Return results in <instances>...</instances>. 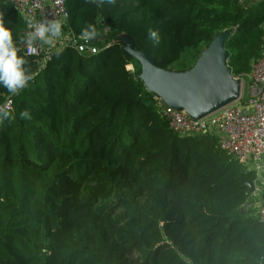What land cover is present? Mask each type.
Masks as SVG:
<instances>
[{"label": "trees", "instance_id": "trees-1", "mask_svg": "<svg viewBox=\"0 0 264 264\" xmlns=\"http://www.w3.org/2000/svg\"><path fill=\"white\" fill-rule=\"evenodd\" d=\"M64 2L75 36L89 25L105 34L99 51L26 55L24 20L0 0L32 75L16 95L0 86V105L11 100L0 120V264H264V222L240 213L255 172L212 133H175L119 39L183 72L231 27L228 65L244 76L262 48L264 0Z\"/></svg>", "mask_w": 264, "mask_h": 264}, {"label": "built area", "instance_id": "built-area-1", "mask_svg": "<svg viewBox=\"0 0 264 264\" xmlns=\"http://www.w3.org/2000/svg\"><path fill=\"white\" fill-rule=\"evenodd\" d=\"M13 10L23 18L26 33L33 31V21H62V29H67L72 44L78 52L96 53L105 44V34H98L91 41L75 36L68 26L69 13L64 0H7ZM107 29H105V32ZM47 35V34H46ZM45 44L38 38L26 43L24 52L40 60L48 59L52 51L44 50ZM129 69V68H128ZM131 71V70H130ZM248 84L245 92L240 90L239 97L215 111L201 117H193L184 109L167 104L162 97L152 93V100L160 116H163L169 127L180 136L212 133L216 136L219 148L234 157L248 170L257 171L264 159V40L257 59L251 64L248 73ZM242 88V87H241ZM0 108L10 109L11 100L6 99ZM259 187L253 188L241 208L251 212L264 221V197Z\"/></svg>", "mask_w": 264, "mask_h": 264}, {"label": "water", "instance_id": "water-1", "mask_svg": "<svg viewBox=\"0 0 264 264\" xmlns=\"http://www.w3.org/2000/svg\"><path fill=\"white\" fill-rule=\"evenodd\" d=\"M122 37L124 35L119 39L123 41ZM225 40V35H216L202 58L185 72L159 68L147 52L136 50L132 42L133 52L126 54L139 62L147 91L158 94L167 104L184 109L193 117H201L236 100L240 94L241 82L231 73ZM248 186L253 189V182H248ZM240 213H245L243 208Z\"/></svg>", "mask_w": 264, "mask_h": 264}, {"label": "clouds", "instance_id": "clouds-1", "mask_svg": "<svg viewBox=\"0 0 264 264\" xmlns=\"http://www.w3.org/2000/svg\"><path fill=\"white\" fill-rule=\"evenodd\" d=\"M33 25L26 42L31 43L32 39L38 38L46 45H52L54 41L61 37L62 21L52 20L47 22H35L29 18ZM0 14V86L5 88L12 95L18 94L28 86L32 75L27 71L25 65L27 61L23 56L18 55V48L13 40V32ZM47 34V35H46ZM98 35L97 30L92 25L82 32V39L91 41ZM149 38L159 43L158 33L154 30L149 32ZM28 112H21V116H26ZM10 113L5 108H0V120L10 119Z\"/></svg>", "mask_w": 264, "mask_h": 264}, {"label": "rangeland", "instance_id": "rangeland-1", "mask_svg": "<svg viewBox=\"0 0 264 264\" xmlns=\"http://www.w3.org/2000/svg\"><path fill=\"white\" fill-rule=\"evenodd\" d=\"M247 1H252V0H247ZM262 26L264 27V23H262ZM233 28H226V29H224V30H222L220 33H218L217 34V36H220V35H225L226 36V39L233 33ZM215 37V36H214ZM213 37V38H214ZM123 38V41H124V50L126 51V53L127 54H130L131 52H133V46H132V44H131V41L129 40V38L128 37H122ZM263 40H264V36H263V38H262V44H263ZM212 41V40H211ZM72 44V38H71V34H70V32L69 31H67V29H62V31H61V37H59V38H57L55 41H54V43L52 44V45H44L43 46V49L44 50H50V51H53V50H57V49H60V48H62V47H64V46H69V45H71ZM261 44V45H262ZM209 45V44H208ZM208 47V46H207ZM207 47L206 48H204L202 51H201V53L196 57V59H195V62H194V64L192 65V67L191 68H193L194 66H195V64L197 63V61L200 59V58H202V56H203V52L204 51H206L207 50ZM261 47V46H260ZM224 48H225V42H224ZM226 49V48H225ZM227 50V49H226ZM228 51V50H227ZM44 56V53H42L41 54V56H40V58H42ZM135 63H134V61H132L131 60V62L129 63V65H128V68H129V70H131V71H133L134 69H135ZM190 70V69H189ZM173 71V70H172ZM187 71V70H186ZM183 72H185V71H183ZM248 73H249V71L244 75V76H235V77H237L239 80H240V82H241V90H243L244 92H245V90H246V87H247V84H248V81H249V79H248Z\"/></svg>", "mask_w": 264, "mask_h": 264}, {"label": "crops", "instance_id": "crops-1", "mask_svg": "<svg viewBox=\"0 0 264 264\" xmlns=\"http://www.w3.org/2000/svg\"><path fill=\"white\" fill-rule=\"evenodd\" d=\"M252 182H253V188L259 187L261 189V192L264 193V159H263L262 167L255 172V179ZM251 190L252 189H250V191Z\"/></svg>", "mask_w": 264, "mask_h": 264}]
</instances>
